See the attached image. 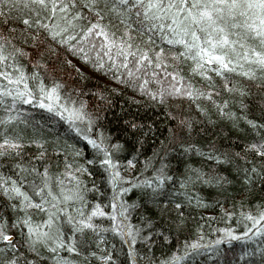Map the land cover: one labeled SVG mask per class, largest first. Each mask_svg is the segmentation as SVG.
Returning <instances> with one entry per match:
<instances>
[{
    "label": "snow or ice",
    "instance_id": "snow-or-ice-1",
    "mask_svg": "<svg viewBox=\"0 0 264 264\" xmlns=\"http://www.w3.org/2000/svg\"><path fill=\"white\" fill-rule=\"evenodd\" d=\"M51 42L111 72L113 80L153 102H187L209 118L235 120L237 114L231 111V104L245 108L243 98L251 96L254 89L264 97V0H0V159L3 163L11 161L16 170L14 175L0 172V264H90L95 257L101 264H121L111 252L104 255L89 249L93 240L99 248L106 238L97 234L109 229L131 241L128 259L130 264H138L132 245L138 240L154 244L151 236L159 229L147 218L144 225L130 223L128 213L136 201L129 203L122 194L144 186L153 190V196L160 194L167 205L170 201L164 199L161 190L173 177L166 175L163 158L152 173L154 179L123 175L121 161L110 154L119 150L120 144L87 134L84 139L102 159H77L80 150L65 144L63 148L52 146L53 152L64 153L63 160L57 155L55 168L50 158L43 163L46 141L35 125L21 119L19 103H38L72 125L87 121L91 128L93 124L86 101L64 95L66 85L60 80L53 78L46 83L40 73L25 70L21 58L32 57L33 50L41 55L45 48L55 51ZM65 63L71 65L72 61ZM68 91L78 94L80 89L72 86ZM243 119L256 139L245 143L243 155H236L245 161L244 179L251 182L264 177V123L246 115ZM180 124L192 128L187 118ZM131 127L138 126L131 123ZM26 146H34L35 155L31 160H17L25 154ZM214 151L207 148L209 159H230L219 153L213 156ZM134 162L133 158L126 161L128 165ZM97 163L113 189L110 212L96 201L89 209L87 193L97 189L95 184L88 187L86 177L94 174L91 166ZM144 167H152L151 159L145 160ZM193 180L213 182L199 168L189 167L180 187L188 188ZM220 181L227 183L222 175L215 182ZM121 182H127L126 186ZM171 202L177 212L183 207ZM156 203L159 206V201ZM225 215L231 217L233 213ZM105 216L111 220L107 227L94 221V217ZM182 217L180 213L178 224H183ZM240 218L243 232L220 228L225 235L204 247L212 252V246L221 240L258 238L260 243L254 249L239 253L240 260L232 253L234 264L257 254L264 264V206H257L255 214L242 211ZM169 239L164 236L165 241ZM202 239L186 242L183 248L178 243L177 251L165 258L149 257L148 264H181L189 253L201 250Z\"/></svg>",
    "mask_w": 264,
    "mask_h": 264
},
{
    "label": "trees",
    "instance_id": "trees-1",
    "mask_svg": "<svg viewBox=\"0 0 264 264\" xmlns=\"http://www.w3.org/2000/svg\"><path fill=\"white\" fill-rule=\"evenodd\" d=\"M51 43L55 51L45 48L41 55L33 50L32 57L21 58L25 70L28 73L33 71L40 73L46 83L53 78L60 80L66 85L62 89L64 95H73L78 100L86 101V110L91 114L93 124L91 128L87 121H75L72 125L55 113L41 108L38 103L27 105L19 103L18 107L23 110L21 119L27 120L29 125H35L38 133L46 141L47 157L43 163H48L50 158L55 168L57 155L63 160L64 153L53 152L52 146L58 145L63 148L65 144L74 145L80 150L81 155L76 157L77 159H102V156L97 157L96 150L84 139V135L87 134L93 138L103 136L109 144L117 142L120 144V149H113L110 154L114 159L121 161L123 175L135 177L137 180L143 177L154 179L152 173L154 169L160 167L163 158L166 175L173 177L172 180L166 181L164 189L161 190L164 199L170 201L167 205L160 194L153 196V190L144 186L134 187L122 194L123 199L129 203L136 201V206L128 213L130 223L134 226L144 225L147 219H150L155 229H159L151 236L154 244L138 240L132 245L138 264H148L149 257L165 258L171 251L178 250V243L183 248L186 242L191 243L201 236H203L200 240L201 250L195 254L189 253L181 264H234L233 252L236 254L235 260H240L241 251L245 248L254 249L260 243L258 238L221 240L218 246H212V252L204 247L206 242L210 244L212 240L225 235L219 231L220 228H232L233 231L243 232V220L238 219L240 213L253 211L255 214L257 206H264L262 203L264 177H255L251 182L246 181L245 161L236 155L238 152L243 155L241 150L245 143L256 139V134L246 124L243 116L264 123V97L254 89L251 96L243 98L245 108H241L239 104H231V111L237 114L235 120L219 116L209 118L187 102H153L131 87L113 80L111 72L96 68L91 63L73 56L65 48ZM66 60H71L72 64L68 65L65 63ZM34 61H38L35 66ZM72 86L78 87L80 92L69 93L68 89ZM186 118L191 121V129L180 124V121ZM131 123L137 124L138 127L133 129ZM77 127L82 131H77ZM187 145H192L193 148L189 150ZM195 146H200L202 151H196ZM208 147L215 150L213 156L219 153L222 156L227 155L230 159L219 162L209 159L206 154ZM32 155H35L34 146H26L25 154L16 159L31 160ZM69 156L71 158V153ZM130 158L135 161L133 165L126 163ZM147 159H151L152 167H144ZM0 164H2L0 172L9 175L16 173L11 161L3 163L0 159ZM189 167L199 168L212 177L213 182L193 180L188 188H181V177L188 174ZM247 167L250 168L251 165ZM91 169L94 174L86 177L89 180L88 187L91 189L92 184H95L97 190L87 193L89 209L91 202L96 201L105 211L110 212L113 189L108 183L107 174L98 163L92 165ZM138 172L141 173L140 176H136ZM221 175L226 178L227 183L215 182ZM28 179H31V176ZM121 183L124 186L127 184ZM197 200L202 203L198 205ZM156 201H159V206ZM171 201L183 205L179 212L175 210ZM226 212H232L233 215L228 217L225 215ZM180 213H183V224L177 223ZM94 221L105 227L111 224L110 218L106 216L94 217ZM147 231L145 230V235ZM101 234L106 238L101 246L98 248L93 240L89 249L104 255L111 252L121 264H130L128 245L131 241L110 229L102 230L97 235ZM166 235L170 236L167 241L164 240ZM90 264H101V261L98 257L91 258ZM240 264H260V256L257 254L245 257Z\"/></svg>",
    "mask_w": 264,
    "mask_h": 264
}]
</instances>
